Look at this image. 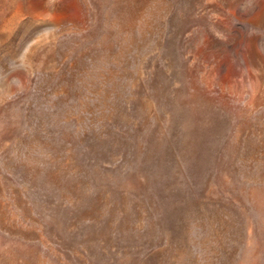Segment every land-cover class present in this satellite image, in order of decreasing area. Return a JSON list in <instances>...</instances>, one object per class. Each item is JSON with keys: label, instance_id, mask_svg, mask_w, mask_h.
Wrapping results in <instances>:
<instances>
[{"label": "rangeland", "instance_id": "1", "mask_svg": "<svg viewBox=\"0 0 264 264\" xmlns=\"http://www.w3.org/2000/svg\"><path fill=\"white\" fill-rule=\"evenodd\" d=\"M0 264H264V0H0Z\"/></svg>", "mask_w": 264, "mask_h": 264}]
</instances>
